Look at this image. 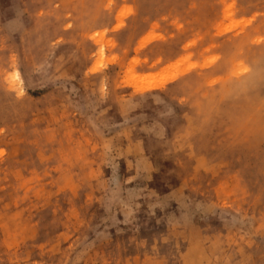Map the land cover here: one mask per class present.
<instances>
[{
	"label": "rangeland",
	"instance_id": "374dc122",
	"mask_svg": "<svg viewBox=\"0 0 264 264\" xmlns=\"http://www.w3.org/2000/svg\"><path fill=\"white\" fill-rule=\"evenodd\" d=\"M0 264H264V0H0Z\"/></svg>",
	"mask_w": 264,
	"mask_h": 264
},
{
	"label": "bare ground",
	"instance_id": "6f19581e",
	"mask_svg": "<svg viewBox=\"0 0 264 264\" xmlns=\"http://www.w3.org/2000/svg\"><path fill=\"white\" fill-rule=\"evenodd\" d=\"M179 74H181V73L174 74V75H172V76H170V77L164 78V79H162L158 84L161 86V85L165 84L167 81L174 79V78H175L177 75H179ZM158 84H155V85L150 86V87H151V88H153V87H157V86H159Z\"/></svg>",
	"mask_w": 264,
	"mask_h": 264
}]
</instances>
